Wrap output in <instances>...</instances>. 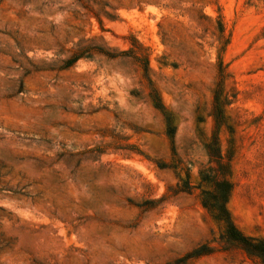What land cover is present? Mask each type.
I'll use <instances>...</instances> for the list:
<instances>
[{
    "label": "rangeland",
    "instance_id": "374dc122",
    "mask_svg": "<svg viewBox=\"0 0 264 264\" xmlns=\"http://www.w3.org/2000/svg\"><path fill=\"white\" fill-rule=\"evenodd\" d=\"M213 134L264 240V0H0V264H263L200 204Z\"/></svg>",
    "mask_w": 264,
    "mask_h": 264
},
{
    "label": "trees",
    "instance_id": "16d2710c",
    "mask_svg": "<svg viewBox=\"0 0 264 264\" xmlns=\"http://www.w3.org/2000/svg\"><path fill=\"white\" fill-rule=\"evenodd\" d=\"M79 56L75 55L67 60L66 64L70 65ZM149 97L153 106L159 111L163 112L165 107L154 88L150 89ZM222 103L219 101L217 95L214 96L213 101V117L215 126H219L222 122ZM168 120V115L165 116ZM174 128L170 125L167 127V134L170 137V142L173 144ZM207 155L206 167L200 172V182L204 183L207 187L200 192V204L206 208L216 220H219L224 226V237L229 242L237 244L247 255L259 258L264 264V240L258 239L241 232L233 223L226 203L232 188L230 181V156L223 154L218 144L216 134L204 144ZM190 183L185 180L181 187L177 188L178 191H189L191 189ZM212 251V247L205 244L199 245L193 249L183 258H179L176 262L190 257H198L200 255L208 254Z\"/></svg>",
    "mask_w": 264,
    "mask_h": 264
}]
</instances>
